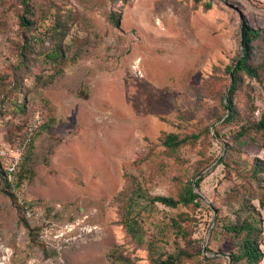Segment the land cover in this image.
I'll return each instance as SVG.
<instances>
[{
  "label": "rangeland",
  "instance_id": "rangeland-1",
  "mask_svg": "<svg viewBox=\"0 0 264 264\" xmlns=\"http://www.w3.org/2000/svg\"><path fill=\"white\" fill-rule=\"evenodd\" d=\"M244 23L258 75L240 72L227 123ZM38 112L19 179L45 226L1 173ZM262 117L264 0H0V264H245L223 225L250 205L264 220L246 202L264 194ZM209 168L199 206L151 201Z\"/></svg>",
  "mask_w": 264,
  "mask_h": 264
},
{
  "label": "trees",
  "instance_id": "trees-1",
  "mask_svg": "<svg viewBox=\"0 0 264 264\" xmlns=\"http://www.w3.org/2000/svg\"><path fill=\"white\" fill-rule=\"evenodd\" d=\"M25 2L27 0H24ZM208 7L211 6L210 3L207 4ZM263 37L261 31L258 28H255L247 23H244L241 28V45H242V52L240 56L235 60V63L228 65L226 70L230 74L231 80V70L234 67L233 73V81L231 84V88L228 92V96L226 98V106H225V114L226 117L224 119L225 122H231L235 118V107L233 104V96L238 87V83L241 80L240 72L243 71L251 77H257L258 75V68L259 66L252 65L249 63L251 54L254 50V42L258 39ZM231 83V82H230ZM230 87V86H229ZM229 89V88H228ZM229 111V112H228ZM247 125H241L240 129L238 130V136L242 134L245 135L247 132ZM257 130H264V117L261 118L254 126ZM197 138V135H192L189 137H180L176 133H168L165 135L164 144L169 148H177L184 144L186 141L190 139ZM21 164L19 165V167ZM3 169L1 170L2 177L4 183L11 191H13V183L21 188L20 184V168L18 167L15 173V179L11 182L8 178V173L5 169V166L2 165ZM264 168L263 164L259 160H255L254 162V174L255 176L260 172V170ZM200 174V172H199ZM198 174V175H199ZM205 176L196 177L195 184L194 181L189 183L185 190L180 194L178 198L164 196V195H157L151 197V201L153 202H161L167 206L176 207L179 204L189 205L194 204L199 206L200 205V195L196 193L195 188L199 189L200 184ZM15 194V193H14ZM251 199H258L259 203L264 206V194L261 196H254L250 199H247L246 202L251 204ZM252 210L241 220L236 223H225L223 226L225 230L229 233H233L236 237L241 236V241L239 245L238 251L232 253L231 258L234 262H240L245 264H259L262 259L264 258V251L261 248V237L263 235V217L262 213L250 205ZM174 223L181 228V224L179 221L175 220ZM127 225L131 227L130 221H127Z\"/></svg>",
  "mask_w": 264,
  "mask_h": 264
},
{
  "label": "built area",
  "instance_id": "built-area-1",
  "mask_svg": "<svg viewBox=\"0 0 264 264\" xmlns=\"http://www.w3.org/2000/svg\"><path fill=\"white\" fill-rule=\"evenodd\" d=\"M42 122V116L41 113H35L31 123L26 127L23 137L21 141L19 142L16 149H14V153L10 155V157L7 159V163L5 166V169L8 173V178L11 182L15 179V173L21 164L24 153L27 150L30 142L32 141V138L36 132V130L39 128ZM1 154L7 155L8 153L5 150L1 151ZM13 192L16 194L17 198H19L20 202L24 205V212L25 216L28 220L35 221L37 223H41L45 226L49 221L46 219L44 215V210L41 207L35 206L33 203L27 202L26 199H24L21 188L18 187L13 183Z\"/></svg>",
  "mask_w": 264,
  "mask_h": 264
},
{
  "label": "water",
  "instance_id": "water-1",
  "mask_svg": "<svg viewBox=\"0 0 264 264\" xmlns=\"http://www.w3.org/2000/svg\"><path fill=\"white\" fill-rule=\"evenodd\" d=\"M233 73H234V67H233V69L231 70V83H230V87H229V89H228V92H229V90H230V88H231V84H232V81H233ZM228 92H227V94H228ZM229 112V111H228ZM227 115V114H226ZM210 170V168L209 169H207L206 171H203L202 173H200L199 175H198V177H200V176H202L203 174H205L207 171H209ZM197 177V178H198ZM194 184H195V181H194ZM197 193V192H196ZM210 205H211V207H213V209H214V211H215V217H216V214H217V212H218V210L216 209V208H214V205L212 204V203H210ZM214 217V218H215Z\"/></svg>",
  "mask_w": 264,
  "mask_h": 264
}]
</instances>
